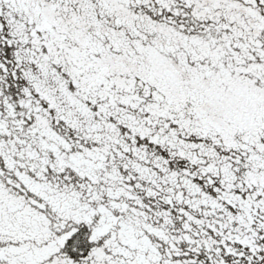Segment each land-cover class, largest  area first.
Returning <instances> with one entry per match:
<instances>
[{"label": "snow or ice", "instance_id": "obj_1", "mask_svg": "<svg viewBox=\"0 0 264 264\" xmlns=\"http://www.w3.org/2000/svg\"><path fill=\"white\" fill-rule=\"evenodd\" d=\"M0 264H264V0H0Z\"/></svg>", "mask_w": 264, "mask_h": 264}]
</instances>
